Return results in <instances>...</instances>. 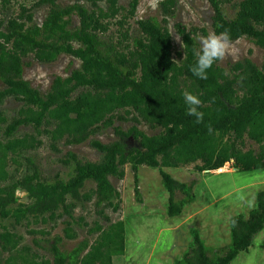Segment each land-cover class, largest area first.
I'll list each match as a JSON object with an SVG mask.
<instances>
[{
	"label": "trees",
	"instance_id": "1",
	"mask_svg": "<svg viewBox=\"0 0 264 264\" xmlns=\"http://www.w3.org/2000/svg\"><path fill=\"white\" fill-rule=\"evenodd\" d=\"M19 0H0L5 11ZM31 6L19 4L15 14L0 19V107L6 99L22 102L17 114L9 117L0 109V220L14 225L47 224L64 220L63 234L49 241L46 252L34 250L22 234L2 226L0 264H116L114 257L126 251L124 221H112L107 209H120L121 194L110 177L123 178L125 166L135 174V195L142 200L137 171L140 166L158 168L169 193L166 212L180 215L193 200V183L179 181L164 170L200 161L195 167L203 172H220L233 161L239 171L264 169V60L259 65L249 57L231 62L220 60L201 80L190 71L199 52L197 34L205 29L176 24L183 49L175 52L168 29V18L175 13L176 0L159 3L164 18L148 17L137 21L139 36H132L126 25L135 17L140 0H33ZM214 12L212 29H225L235 41L246 37L264 49V0H241L234 4L235 15L228 18L223 3L207 0ZM48 5L41 23L34 10ZM77 19V23H74ZM117 26L116 35H107ZM126 28V29H125ZM116 36V40L115 37ZM61 55L79 60L69 75L55 76L49 90L41 92L24 79L26 61L32 56L42 64L55 62ZM179 59L175 60L174 56ZM199 96L200 123L186 113L182 93ZM131 122L124 130L115 122ZM160 128L147 134L140 128ZM23 126L32 132L17 135ZM112 127L116 138L102 142L95 136ZM49 139V148L60 150L59 143L79 145L85 142L101 153L98 161L82 160L69 151L65 163H73L67 179L58 175L49 181L41 177L32 158L21 153L37 150ZM257 148L244 149L246 140ZM10 163L25 166L21 176L9 172ZM94 187L86 189L87 183ZM26 193L24 200L17 192ZM177 193L183 198L177 199ZM94 200L100 220L93 225L84 217H75L77 202ZM74 225L87 229L77 245L63 248L64 238L76 240L80 233ZM264 229V189L247 215L229 220V243L220 248L206 244L198 229H191L186 251L173 264H231L240 252L248 251ZM29 234L48 235L45 229ZM33 244L42 249L38 239Z\"/></svg>",
	"mask_w": 264,
	"mask_h": 264
},
{
	"label": "rangeland",
	"instance_id": "2",
	"mask_svg": "<svg viewBox=\"0 0 264 264\" xmlns=\"http://www.w3.org/2000/svg\"><path fill=\"white\" fill-rule=\"evenodd\" d=\"M123 6H128L129 0H119ZM155 8L150 7L149 0H140L135 17L128 20L126 28L132 36H139L137 21L148 17H156L158 20L164 18L159 3ZM241 0H230L223 3L225 14L228 18L235 15L234 4ZM33 0H19L7 7L4 11L0 7V19L15 14L19 4L31 6ZM71 0H59L61 5L69 4ZM48 5L41 6L34 10L35 21L41 23L48 12ZM214 12L207 0H176L175 13L168 18V29L172 36L174 51L183 49L181 38L176 39V24L185 25L187 29L197 27L205 29L206 33L199 31L197 41L201 37L207 36L213 32L212 16ZM74 23H77L75 19ZM125 28V29H126ZM117 26L112 24L109 27L107 35H116ZM115 40H116V36ZM235 46L239 49L238 56L234 60L232 57H226L220 60V65H227L244 57L251 58L257 64L264 60V49L257 46L246 37L235 41ZM200 47V46H199ZM175 60L179 58L175 55ZM26 61L30 63L24 71V79L29 80L33 87L39 91L49 90L51 80L55 76H67L71 69L79 66L80 62L69 55H61L55 62L42 64L34 60L32 56L27 57ZM5 86L0 81V89ZM22 102L14 98H8L0 109L9 116L17 114L22 106ZM132 125L131 122H118L114 126H120L127 130ZM140 128L147 134H156L161 129H151L148 125L142 124ZM32 126H23L19 129L17 135L26 132H32ZM102 142L114 140L116 135L112 127L103 130L95 136ZM44 144L37 150L21 153L19 161L25 164L24 157H30L37 165L41 177L52 181L58 175L60 178L67 179L73 169V163H65L62 159L71 151L82 160L98 161L101 153L93 148L89 142L79 145H65L59 143L60 150L55 152L49 148V139L43 135ZM257 148V145L247 139L244 149ZM196 163L183 165L180 167L166 168V172L171 174L179 181L193 183V200L185 205L180 215L170 217L166 212L169 193L162 184L158 168L149 166H140L137 171L139 178V187L142 194V200L138 201L135 195V174L131 165L125 166V175L119 179L111 176L110 180L121 194L120 209L113 212L106 210L112 221L122 220L126 226V251L123 255L114 257L117 264H173L175 259L180 258L186 251L191 241V229H198L201 237L206 244L213 248L226 246L230 241L229 220L233 215H247L249 210L254 207L256 193L264 189V169L254 171H239L233 166V161L228 162V166L216 173L211 170L200 172L196 169ZM25 166L16 167L10 163L9 172L13 176H21L25 171ZM94 187V183H87L86 189ZM18 197L24 200L26 193L17 192ZM177 199L183 198V194L177 193ZM75 217H84L85 220L93 225L94 221L100 220L105 226L107 222L101 220V216L96 212L94 200L77 202L74 209ZM64 220L67 217H61L55 222L47 224L26 225L23 221L20 225H14L13 220L6 219L0 221V226H7L13 231L22 234L24 242L30 244L33 249L39 252H46L49 248V241L56 234H63ZM74 228L80 233L76 240L64 238L63 248L71 249L77 245L78 241L87 235L86 228H80L74 225ZM31 229H45L48 235L29 234ZM39 240L42 249L36 248L32 240ZM231 264H264V229L255 237L252 246L248 251L240 252Z\"/></svg>",
	"mask_w": 264,
	"mask_h": 264
},
{
	"label": "clouds",
	"instance_id": "3",
	"mask_svg": "<svg viewBox=\"0 0 264 264\" xmlns=\"http://www.w3.org/2000/svg\"><path fill=\"white\" fill-rule=\"evenodd\" d=\"M159 0H149L150 7L155 8ZM179 40V34L176 35ZM199 52L195 64L190 71L198 79H207V71L213 63L223 60L226 57H232L234 60L238 56L239 49L230 38L229 32L225 29L220 33L210 32L207 36L199 40ZM183 102L186 105V113L195 117V122L200 123L203 119V113L199 111L201 100L198 95L189 91L182 93Z\"/></svg>",
	"mask_w": 264,
	"mask_h": 264
},
{
	"label": "crops",
	"instance_id": "4",
	"mask_svg": "<svg viewBox=\"0 0 264 264\" xmlns=\"http://www.w3.org/2000/svg\"><path fill=\"white\" fill-rule=\"evenodd\" d=\"M168 168V167H165L164 170ZM166 171V170H165ZM6 221V219H4ZM1 221V220H0ZM3 225L0 226V229L2 228ZM19 233V232H18ZM37 248V247H36ZM37 250V249H36ZM115 262V261H114ZM117 264V263H116Z\"/></svg>",
	"mask_w": 264,
	"mask_h": 264
}]
</instances>
